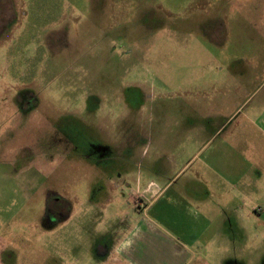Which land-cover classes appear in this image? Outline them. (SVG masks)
I'll use <instances>...</instances> for the list:
<instances>
[{"label":"rangeland","instance_id":"obj_1","mask_svg":"<svg viewBox=\"0 0 264 264\" xmlns=\"http://www.w3.org/2000/svg\"><path fill=\"white\" fill-rule=\"evenodd\" d=\"M140 219L264 264V0H0L4 264H98Z\"/></svg>","mask_w":264,"mask_h":264},{"label":"crops","instance_id":"obj_2","mask_svg":"<svg viewBox=\"0 0 264 264\" xmlns=\"http://www.w3.org/2000/svg\"><path fill=\"white\" fill-rule=\"evenodd\" d=\"M153 202L145 209L149 210ZM161 229L152 219H140L127 228L121 239L100 250L98 264H185L190 255L177 248L173 239L164 237ZM2 243L0 239V248ZM2 255L0 250V264H4Z\"/></svg>","mask_w":264,"mask_h":264}]
</instances>
